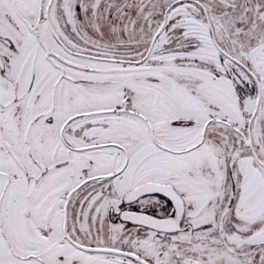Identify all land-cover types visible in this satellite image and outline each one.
Here are the masks:
<instances>
[{"label":"rangeland","instance_id":"374dc122","mask_svg":"<svg viewBox=\"0 0 264 264\" xmlns=\"http://www.w3.org/2000/svg\"><path fill=\"white\" fill-rule=\"evenodd\" d=\"M163 15L208 17L215 45L228 64L226 67L223 61L225 69L230 67L229 60L233 62L231 71L221 73L225 80L218 89L220 95L216 97V109L211 114L212 124L205 122L208 113L203 109L204 128L199 131L202 134L197 146L191 148L198 131L189 132L190 128L187 129L189 133L175 136L177 138L171 141V136L156 135V142L177 157L174 154H166L165 158L150 154L139 168L134 166L131 153H128L129 160L116 169L117 160L114 162L108 155L104 157V152L98 155L104 157L101 162H97L96 154L74 152L71 163L75 167L68 169V174L55 177L51 174L53 168L49 166L48 158L49 152L54 150L53 145L43 141L44 129H47L44 118L51 113H40L37 104L29 103L24 110L26 121L22 122L21 105L13 102L0 105V223L4 227L13 223L12 229H18L19 217H12V214L19 213L20 201L25 195L24 190L15 187L24 177L22 169L13 164L17 157L7 153L3 143L7 138L14 155L17 154L32 175L40 178L31 183L41 181L37 195L42 193L43 209L53 202L58 207L61 205L64 236L77 248L73 257L68 255L70 259L63 257L62 252V257L44 259L46 264H124L129 261L117 257V248L146 258L149 264H191L192 261L199 264H264V0H0V49L5 47L6 40L17 47L22 39L35 52L39 46L31 45V38L38 35L51 50L72 62L67 61L70 66H65L66 74L87 78L90 77L88 73L71 65L98 63V55L90 53H99L100 47L106 45L100 40L103 37L98 30L106 26L102 21L116 17L134 19L135 24L128 26L139 27L140 35H147L149 27L157 25L148 21H159ZM87 18L91 20L93 41L83 39L76 28V23ZM79 24L80 28L84 26ZM179 26L176 21L168 24L166 29L171 32V27L179 29ZM186 26L189 32L197 25ZM111 30V36H116L115 25ZM158 31L160 34L164 29ZM188 36L196 40L195 35ZM45 50L42 48L34 55L40 64L37 78L45 80L52 93L59 72L47 61ZM197 58L200 62L201 58L211 57ZM27 63L31 66L30 57ZM201 69L207 71L209 66H200L197 62L191 71L196 74ZM8 77L19 80L18 75L9 72L0 79L4 82ZM188 81V103H200L195 93V81ZM31 90L35 96V88ZM228 91L235 96L228 99L229 96L224 94ZM73 104L68 111H76ZM92 106L82 105V108ZM232 112L240 113L241 119H232ZM188 113L195 117L196 110L191 107L182 115ZM41 142L46 147L37 155L40 152L33 146L42 145ZM115 143L126 149L131 147L123 136ZM56 149L55 156L58 155ZM180 150L184 151L180 153ZM180 156L182 167L172 173L180 171L181 181L173 184L184 198L182 226L186 225L188 229L154 234L140 226L127 227L108 220L109 205L117 202L115 198L139 186H136L139 179H160L161 175L157 174L169 164H178ZM35 158L48 171L45 181L43 171L38 173L33 163ZM37 166L42 170L40 165ZM72 177H75L73 184ZM82 180H86L84 186L77 188ZM65 186L70 189L61 192ZM37 195L34 200L39 198ZM158 200V195H151L141 197L138 203H149L156 208L159 207ZM55 242L53 245L57 246ZM0 249H5L2 242Z\"/></svg>","mask_w":264,"mask_h":264},{"label":"crops","instance_id":"0c3cea01","mask_svg":"<svg viewBox=\"0 0 264 264\" xmlns=\"http://www.w3.org/2000/svg\"><path fill=\"white\" fill-rule=\"evenodd\" d=\"M9 4L12 7V3ZM176 21L181 25L179 29L171 27L173 28L171 32L167 31V25L176 23ZM209 21L210 19L204 16L193 18L163 15L159 21H148L157 23V25L153 28L149 27V34L140 35L139 27L128 26V24H135L134 19L125 17L105 19L102 23L106 26L99 27L98 30L103 37L100 40L104 41L106 45L100 47L99 53H90L98 55L96 62L99 64L85 63L84 66L92 68L81 69L90 77L80 78V81L74 82L64 78L60 80L58 76L52 93H50V87L46 85L45 80L41 77L37 78L40 70L36 72L32 66H27V70L23 72H2L0 70V77L5 76L4 73L8 72L19 76L17 83L20 93L17 95L20 99L19 102L18 100L16 102L21 105L22 122L26 121L27 116L24 115V110L29 107V103L37 104L38 109L41 110L40 113H51L50 116L44 118L45 121L46 119L50 121H46L49 124L46 126L47 129H44L43 140L44 143L51 142L54 149L49 152L50 157H48L51 162L49 166L53 168L51 174H54L55 177L58 174H62V176L68 174V169L75 167V164L71 163L74 152L87 155L96 154L97 162H101V159L108 155L110 159H114V162L117 160L116 169L129 160L128 153L132 154L130 158L136 168H139L142 160L150 154L160 155L163 158L166 154H174L156 142V135L171 136V141L172 138H177L175 136L198 131L197 138L191 148L197 146L202 134L199 131L202 132L204 128L203 109L208 113L205 122L208 125L212 124L210 123L213 120L211 114L216 109V97L220 95L218 89L221 82L225 80L221 77V73L222 71H231L233 68V62L229 60L230 67L225 69L223 63L225 62L226 67L228 64L221 57L220 50L215 45V35L209 26ZM79 23H83L84 26L80 28ZM189 24L197 26L188 32L186 25ZM112 25L116 26L118 36H111ZM76 28L83 39L94 40L90 19L87 18L76 23ZM158 29H164V31L159 34ZM188 35H195L196 40ZM9 42L13 48H29L26 41L19 40L17 47L11 41ZM2 52L0 56H4V50ZM36 54L32 52L29 55L30 63L33 62V59L36 60L34 57ZM202 56L211 58L206 60L201 58L199 62L197 57ZM89 57L91 58V55ZM197 62L200 66L208 65L209 69L207 71L201 69L200 73H193L191 68ZM23 75L26 78H22ZM33 76L34 78H32ZM188 79L195 81V93H197L200 103H188L187 98L190 93L186 86ZM14 82L16 81L12 79H5L4 82L0 79V105L10 103L6 100L15 94ZM53 83L54 81H52ZM32 88L36 90L35 96L32 94ZM224 94L229 96L228 99L235 96L231 91ZM5 98L7 99L5 100ZM76 98L78 100L73 102ZM72 103H74L72 108L76 109L74 112L68 111V107ZM188 104L196 110L195 117L190 113L182 115V112L187 109L191 110ZM82 105L93 106L87 109L82 108ZM121 105H124L125 109H122ZM31 106L33 108V105ZM231 118L240 120L241 114L232 112ZM189 128L190 130L187 132ZM123 130L126 131V134H121ZM119 136H123L125 142L131 145L129 149L115 143ZM7 140V138L5 141L3 140L8 149L7 153L9 155L12 153V156L17 157V162L14 161L13 164L16 168L22 169L24 177L23 181L15 184V187L24 190L25 195L20 201L19 213L15 211L12 214V217H19L18 229H12L13 223L11 226L6 225L7 227L0 223V242L5 247L2 251L0 249V264H46L44 259H55L62 257L63 254L65 258L68 255L73 257L77 248L64 236L66 230L62 221L61 205L58 207L53 202L46 207V210L43 209L42 193L37 195L41 188V186L39 187L41 181L37 184L31 183V180L40 178L32 175L17 154L14 155ZM44 143L41 142L42 145L33 146L37 152H40L37 155L43 153L42 148L46 147ZM55 148L58 152L56 156L54 155ZM181 151L184 150H180V153ZM102 152H104V157H98ZM175 156L177 157V155ZM110 159L108 161H112ZM33 163L36 164L38 173L41 174L43 171V181L47 180L48 174L46 173L48 171L46 168L37 158ZM37 165H40L42 170ZM181 167L180 156L178 164H169L165 167L167 171L164 169L165 171H160L161 174H157L161 175L160 179H139L136 186L151 181L171 184L175 187L173 182L181 181L179 176L181 172L177 171L174 174L172 171L177 168L181 169ZM74 179L75 177L71 178L72 184ZM85 181L82 180L77 188L84 186ZM68 189L70 186H65L61 192ZM175 189L181 194L180 190L176 187ZM35 194L36 198L39 197L37 200L33 199ZM54 241L57 246L53 245ZM62 252L63 254H60ZM70 258L71 256L67 257V259Z\"/></svg>","mask_w":264,"mask_h":264},{"label":"flooded vegetation","instance_id":"af4514ba","mask_svg":"<svg viewBox=\"0 0 264 264\" xmlns=\"http://www.w3.org/2000/svg\"><path fill=\"white\" fill-rule=\"evenodd\" d=\"M38 20H40V18H38ZM31 39L33 40L31 45L37 44L39 46V48L36 47V50H35L34 53H40L42 48L46 49L44 55H45L47 61L52 62V64L55 65L54 67L58 70V72H59L58 76L59 77L64 78V79H68V80H71V81H74V82L80 81V78L72 77V76H70V75L65 73V66L66 65L70 66V64L72 62L70 63V61L67 60L68 63H70V64H68L67 61L64 60L63 56H61L59 53H56L53 50H51L46 45V43L42 42V39L38 35L35 36V37H32ZM20 40L23 41L22 39H20ZM6 42L7 43H3V45L5 47L0 49V53H3L2 52L3 50L5 52L4 56L3 55H1L2 57L0 56V70H2V72L3 71H12V72H14V71L15 72L26 71L27 70V66H28L27 59L29 58V55L32 54V49L31 48L30 49L29 48H25V47L13 48L9 41L6 40ZM53 42L56 44L55 39H54ZM77 54L80 55V56H85L82 53H77ZM37 61L33 59V62L30 63L32 68L36 72L39 71V65H40V64H38L39 62L37 63ZM71 66H73L75 68H78L80 70L81 69L82 70L90 69V67H88V68L85 67L84 64H81V65L74 64V65H71ZM22 78H26V76L23 75ZM7 79H11V78L8 77ZM81 82H82V79H81ZM14 85H15V87H14V91H15L14 96L11 95L12 97H8L9 99L5 98V100L7 99L6 100L7 102L10 101V102H13V103L15 102V104H18L20 97H18L19 95H17V93H20V88H18L17 81L14 82ZM17 100H18V102H16ZM1 105H4V104H1ZM121 108L125 109L124 105H121ZM4 116H5L4 119H6L7 115H4ZM46 121H50V120L46 119ZM48 124L49 123H47V125ZM173 188L175 189L174 186H173ZM127 192H129V191H126L121 197L115 198V200H117L116 203H114V204L112 203L111 205H109V209H108V214L107 215H108V220L110 222L111 221H118V222H121V223L127 225V227H129V226H138V225H133V224H130L128 222H125V221L121 220L120 213L125 211V210L143 212V213L151 214V215H154V216H157V217H170V216L173 215V208H172V205H171L170 201H168L163 196L158 195V197H159V200H158L159 207L154 208L149 203L140 204L139 205L138 201H139V199L141 197L136 199V200H133V201H130V202H126L125 199H124V196L127 194ZM153 195H157V194H153ZM179 195L181 196V198L183 200L184 198H183L182 194L179 193ZM145 196H151V195H145ZM145 196H142V197H145ZM104 199H106V198H104ZM154 212H156L158 214H155ZM184 215L185 214L183 212L182 219H183ZM182 219L180 221V227L182 228V230H180V231H184L185 229H188V226H186V225L182 226ZM140 227H142V226H140ZM142 228L149 229L147 227H142ZM149 230H152V229H149ZM152 231L154 232V234L166 233V232H156L155 230H152ZM115 253H117V257L118 258L128 259L129 260V261H124L123 260L124 264H149V262L146 260V258L140 257L138 255H133L132 252L130 253L129 251H127L125 249H118L117 248ZM192 262H196V261H192ZM192 262H191V264H192Z\"/></svg>","mask_w":264,"mask_h":264},{"label":"water","instance_id":"95a60500","mask_svg":"<svg viewBox=\"0 0 264 264\" xmlns=\"http://www.w3.org/2000/svg\"><path fill=\"white\" fill-rule=\"evenodd\" d=\"M249 144V143H248ZM157 194L163 196L170 201L173 208V215L170 217H157L151 214L138 212V211H123L120 213L122 221L128 222L133 225L147 227L155 230L156 232H171L180 231V221L183 216V200L179 193L170 184L145 182L138 187L127 192L124 196L126 202L136 200L145 195ZM192 264H199L192 262Z\"/></svg>","mask_w":264,"mask_h":264},{"label":"trees","instance_id":"16d2710c","mask_svg":"<svg viewBox=\"0 0 264 264\" xmlns=\"http://www.w3.org/2000/svg\"><path fill=\"white\" fill-rule=\"evenodd\" d=\"M175 2H177V1H175ZM173 4H175V3H173Z\"/></svg>","mask_w":264,"mask_h":264}]
</instances>
